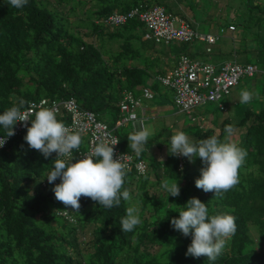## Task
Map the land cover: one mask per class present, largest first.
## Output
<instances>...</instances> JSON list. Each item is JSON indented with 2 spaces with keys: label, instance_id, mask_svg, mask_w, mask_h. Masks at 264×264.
Wrapping results in <instances>:
<instances>
[{
  "label": "trees",
  "instance_id": "16d2710c",
  "mask_svg": "<svg viewBox=\"0 0 264 264\" xmlns=\"http://www.w3.org/2000/svg\"><path fill=\"white\" fill-rule=\"evenodd\" d=\"M165 2L28 0L17 9L8 0H0V114L21 98L28 102L72 97L78 106L98 117L108 108L111 122L107 125L112 127L121 92L129 90L139 95L145 87L140 84L151 76L149 61L156 56L150 54L148 61L140 60L148 58L146 52H153L155 43L142 37L143 25L135 18L116 26L102 20L137 4L159 5L171 14ZM70 16L74 18L69 20ZM249 17L258 27L253 41L252 37L249 41H257L258 59L264 65V30L260 26L264 24V12L249 10ZM138 30L143 32L140 36ZM105 39H116L120 50L106 56L100 43ZM57 119L67 123L61 114ZM215 119L212 125L216 134L197 125L187 134L193 135L194 143L213 135L223 141L225 126H233L230 140L245 149L247 157L239 169V183L224 198L196 188L195 180L203 167L199 157L189 162L186 157L168 153L169 129H165L160 143L156 142L160 132L149 137L139 156L129 148L127 137L133 132L119 134L114 130L118 148L134 153L147 164L144 174L128 171L125 187L132 196L131 204L122 199L119 207L106 209L82 197L80 212L70 209L71 221L57 214L65 207L55 208L54 185H41L53 167L55 153L45 159L29 147L24 140L29 121L0 148V264H264V102L257 109L245 107L232 118ZM82 140L80 150L86 147L84 136ZM162 144V159L147 156L151 146ZM165 179L177 180L178 197L168 196L161 187ZM155 185L157 191L150 192L148 187ZM192 197L207 205L210 216L235 217L237 231L215 261L186 256L192 238L171 226V219L178 218V212ZM137 204L142 224L131 232H122L120 218L127 207Z\"/></svg>",
  "mask_w": 264,
  "mask_h": 264
},
{
  "label": "clouds",
  "instance_id": "9594fccd",
  "mask_svg": "<svg viewBox=\"0 0 264 264\" xmlns=\"http://www.w3.org/2000/svg\"><path fill=\"white\" fill-rule=\"evenodd\" d=\"M28 0H8V4L17 9L23 8ZM253 94L248 90L240 93V103L248 104ZM34 115V119H30ZM31 121V126L27 127ZM20 122L27 127L24 140L31 149L40 152L45 159L55 153L52 169L46 174L49 184H54L52 191L55 199L65 209L80 212V199L90 198L103 208L119 207L121 200L131 204L132 196L125 187L128 165L125 155L114 158V146L119 140L111 143L100 142L92 151L82 158L74 157L83 143L82 133L73 131L57 119L54 108L43 107L38 111L28 106V102L19 99L12 107L0 114V126L4 135L0 137V148L7 138L15 135L14 128ZM226 136L221 141L213 135L194 143L183 131L172 135L168 153L174 157H186L189 162L199 157L203 167L195 186L205 193H214L215 198H224V194L239 183V169L245 164L247 151L231 142L234 132L231 124L224 129ZM154 135L151 127H143L128 135L129 148L138 156L144 152L149 137ZM161 187L168 196L178 197L180 187L177 180L165 179ZM126 214L120 218L122 232H131L142 224L140 208L131 205ZM178 218L171 219V226L183 236H191V244L185 253L193 258L206 257L215 261L225 248L226 242L235 235L237 225L235 217L229 214L209 215L208 207L196 197L190 198Z\"/></svg>",
  "mask_w": 264,
  "mask_h": 264
},
{
  "label": "built area",
  "instance_id": "2783aa9c",
  "mask_svg": "<svg viewBox=\"0 0 264 264\" xmlns=\"http://www.w3.org/2000/svg\"><path fill=\"white\" fill-rule=\"evenodd\" d=\"M130 18L141 22L144 28L142 37L152 39L154 43L199 40L211 44L216 39V35L196 31L187 22L166 12L159 5L147 7L137 4L125 12H112L102 21L109 26H116ZM174 21L177 22L176 25L173 24ZM226 28L233 30L234 26L229 24ZM255 73L264 75V69H259L251 63L236 61L225 62L215 68L210 63L196 61L185 54H179L175 64L164 74L156 76V79L160 85L171 90L173 105L179 111L189 114L194 106L203 102H217L222 95L227 94L231 87L238 83L240 77H252ZM121 94L117 117L114 119L112 127L98 119L94 112L78 106L72 97L49 101L41 98L38 101H28V106L33 111H38L43 107L54 108L57 114L67 118V123H64L66 126L73 131L82 133V136L85 137L86 147L76 152L75 157L79 159L83 155L89 154L94 146L102 141L111 143L113 140H118L114 132L115 128L128 121H137V124L142 128L141 118L138 117L136 111L142 106V98L152 97L151 92L148 88L141 87V93L137 96H134L129 90H123ZM191 119L193 118L191 117ZM25 127L18 122L14 128L15 134L21 132ZM114 150V158L125 155L124 162L128 165V171L134 170L138 175L146 172L147 164L143 159L135 158L134 153L120 150L118 144L114 146ZM46 183L48 182L45 177L41 181V185L45 186ZM58 183H60L59 179L54 182V184ZM70 211V209L64 208L58 210L57 214L71 221Z\"/></svg>",
  "mask_w": 264,
  "mask_h": 264
},
{
  "label": "rangeland",
  "instance_id": "374dc122",
  "mask_svg": "<svg viewBox=\"0 0 264 264\" xmlns=\"http://www.w3.org/2000/svg\"><path fill=\"white\" fill-rule=\"evenodd\" d=\"M182 3L187 5L185 7H188L191 11V26L201 32L210 31L214 33V35H216L215 44L209 45V49L207 51H205L206 44L198 40H192L191 44L175 41H170L166 44L162 43L165 47L171 50L175 45L184 47L190 45L191 50L193 51V58L198 61L211 63L215 68H218L225 62L232 61L241 63L249 62L256 65V67L259 69L263 67V64L260 62V60L254 56L256 49L250 48L249 44L246 43L251 37L253 41V36H255L254 32L258 27L255 26L252 18L248 15V7L245 5V0H225L221 4V8L220 4H218V0H185L182 1ZM233 7L235 8V12L234 15L231 16L230 12L231 8ZM176 8L183 12H187L188 9H185L180 2L176 3ZM175 12L176 11H173V13ZM229 16L232 18V22L236 27V30L233 31V34L236 35L235 42L231 40V37L226 32V25L230 22L228 21ZM73 18L74 17L70 16L69 20H72ZM176 23L177 22L174 21L173 24L176 25ZM260 26L264 30V24L260 23ZM142 33L143 32H141V30H138L136 34L140 36ZM256 42H253L255 46ZM100 43L102 45V49H105L104 54L106 56L114 55L118 50H120L118 41L116 39H105L100 41ZM157 44L160 46L161 43ZM147 52L148 53L146 57L148 58H142L140 61L149 60L151 50H148ZM159 57L160 56L150 59L149 66L151 65L153 68L163 67L162 65L164 61ZM167 57H169L168 54L164 58L167 60ZM167 64L168 62H166V65ZM150 78L151 76L145 79L140 85L146 86L149 90H151L154 94V97L152 99H142L144 100L143 103L147 107L152 105L162 106L163 109H161V111L157 114L155 113V116L143 118L142 128L151 127L154 131V134L160 132V134L156 137L157 143H160L162 137H164V132H166L165 129H169L170 137H172V135H174L177 131H183L187 134L189 131L193 130L194 125L200 127L202 131L212 129L216 134L217 129L211 124V119H221L226 116H235L245 107L257 109L262 104V102H264V76L260 73H255L252 77H240L238 83L231 87L227 94L222 95V97L217 102H203L197 106H194L190 113L187 114L185 112L179 111L177 107L173 105L168 88L161 86L158 82H155L154 85L150 87V82L153 83V81H155L153 78L152 80ZM242 90H248L253 94V99L250 103H240V93ZM219 103L225 107L224 111L219 110ZM104 109V111L102 110L100 112V115L99 117L97 116V118L108 124L111 122V113H109L108 108ZM201 116H203V119ZM191 117H193V119H191ZM161 127H164V130H160ZM115 131L119 134L130 131L135 132L132 122L130 121L115 128ZM187 135L190 139H193L192 134ZM83 144L84 143H82V147L84 146ZM164 153L165 146L163 144L161 146L153 145L147 150V156L152 155L156 160L162 159L164 157ZM146 160L148 161V158ZM149 177L151 180H153L152 174H150ZM148 190L150 192L157 191V187L156 185L154 188L148 187ZM53 203H56L54 205L55 208L64 207V205L58 201H54ZM251 234L254 236L253 232H251ZM261 247L264 250V242L262 243Z\"/></svg>",
  "mask_w": 264,
  "mask_h": 264
},
{
  "label": "crops",
  "instance_id": "0c3cea01",
  "mask_svg": "<svg viewBox=\"0 0 264 264\" xmlns=\"http://www.w3.org/2000/svg\"><path fill=\"white\" fill-rule=\"evenodd\" d=\"M166 1V2H165ZM182 1H185V0H182ZM182 1H180V0H164V2H165V4L167 5L168 4V7H169V11L171 12V14L173 13V11H176L175 13H173L172 15H174L175 17H177L178 19H182V20H184L185 22H187L189 25H190V27L191 28H193L192 26H191V24H190V16H191V11H190V9L188 8V7H185V6H187V5H184L183 3H182ZM196 1V0H195ZM223 1H225V0H218V4H220V8H221V4L223 3ZM177 2H180L182 5H183V7L185 8V9H187V12H183V11H179V9L178 8H176V3ZM245 5L248 7V15H249V10L250 11H254L255 13H259L260 11H263L264 12V0H245ZM253 5L255 6V7H253ZM223 8V7H222ZM219 11H222V10H219ZM234 12H235V8L233 7V8H231V12H230V14H231V16L232 15H234ZM186 14V15H185ZM228 21H230L229 23H227V25H229V24H231V25H233L234 26V29L233 30H228L227 28H226V32L228 33V35L231 37V40L233 41V42H235V36L236 35H234L233 34V31H235L236 30V27H235V24L232 22V18L229 16V19H228ZM227 25H226V27H227ZM193 29H195V28H193ZM196 31H198L197 29H195ZM238 30V29H237ZM198 32H201V31H198ZM201 33H210V34H213L214 35V33H212V32H201ZM175 41V40H174ZM175 42H180V43H190L191 44V42L189 41V42H181V41H175ZM200 42H204V41H200ZM162 43H164V42H161V44H160V46H158V44L157 43H155L154 44V51L152 52V53H150L151 55H153V56H156V57H158V56H160L159 58L161 59V60H163L164 62H163V67H161V68H152V72H151V80H152V78L156 81V82H158L157 81V79H156V76H158V75H161V74H164L168 69H170L174 64H175V61L177 60V57H178V55L179 54H185V55H187L189 58H191V59H193V60H196L195 58H193L192 57V53H193V51L191 50V46L190 45H187V46H174V48L173 49H168L167 47H165ZM169 43V42H168ZM205 44H206V47H205V51H207L206 50V48H208L209 49V45H214L215 44V41L213 42V43H211V44H207L206 42H204ZM247 44H249V47L250 48H255L256 46L254 45V44H252L253 42H250V41H248L247 40V42H246ZM164 44H166V43H164ZM254 45V46H253ZM256 49V48H255ZM196 52V51H195ZM148 52H146V54H147ZM255 54H254V56H256L257 58H259V56H258V53H257V51L256 52H254ZM168 54V56L169 57H167L168 59V61L164 58L166 55ZM158 58V59H159ZM160 60V61H161ZM196 61H198V60H196ZM166 62H168V64L166 65ZM202 62V61H201ZM237 62V61H236ZM208 63V62H207ZM239 63H241V62H239ZM242 63H249V62H242ZM211 64V63H210ZM260 69H264V65H263V67H261ZM161 70V71H160ZM261 74V73H260ZM262 75V74H261ZM264 76V75H263ZM159 83V82H158ZM153 85V83L151 84V82H150V87ZM162 86V85H161ZM146 87V86H145ZM163 87H165V86H163ZM167 88V87H166ZM169 91H170V97H171V99H172V92H171V90L170 89H168ZM150 92H151V94H152V97L150 98V99H152L153 97H154V94L152 93V91L151 90H149ZM143 99V98H142ZM143 101L144 100H142L141 102H142V106H141V108H139L137 111H136V113H137V115H138V117L139 118H141V121H142V119L143 118H146V117H151V116H155V113L157 114L158 112H160L161 111V109H163V107L162 106H149V107H147V106H145V104L143 103ZM162 101V100H161ZM220 106H222V109H220ZM218 108H219V110H225V107L221 104V103H219L218 104ZM181 112H183V111H181ZM157 116V115H156ZM200 117V116H199ZM228 118H232L233 116H227ZM193 118V117H192ZM201 118L203 119V116H201ZM215 119V118H214ZM214 119H211V124H212V122H213V120ZM201 120V119H200ZM216 120V119H215ZM220 119H217V121H219ZM142 123V122H141ZM132 125H133V128H134V130L136 131V130H138V129H140V126L137 124V121H135V122H132ZM161 128H163V127H161ZM160 128V129H161Z\"/></svg>",
  "mask_w": 264,
  "mask_h": 264
}]
</instances>
